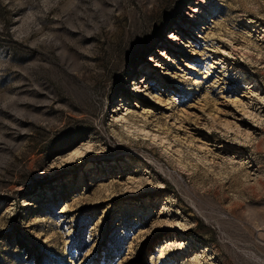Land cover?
<instances>
[{"label": "rangeland", "instance_id": "1", "mask_svg": "<svg viewBox=\"0 0 264 264\" xmlns=\"http://www.w3.org/2000/svg\"><path fill=\"white\" fill-rule=\"evenodd\" d=\"M0 264H264V0H0Z\"/></svg>", "mask_w": 264, "mask_h": 264}, {"label": "bare ground", "instance_id": "2", "mask_svg": "<svg viewBox=\"0 0 264 264\" xmlns=\"http://www.w3.org/2000/svg\"><path fill=\"white\" fill-rule=\"evenodd\" d=\"M169 37V39L171 38V37H173V35H170V36H168ZM151 60V59H150ZM135 87H134V91H135V89H136V91H140V87L139 86H137V85H134ZM154 137V136H153ZM88 147V146H87ZM86 148V147H85ZM88 150V149H87ZM82 153L83 152H81L78 148H76V149H74L73 151H71L70 153H69V155H68V157L66 158V160H68V161H70V160H73V159H75L76 157H78V156H80V155H82ZM83 154H85V153H83ZM75 157V158H74Z\"/></svg>", "mask_w": 264, "mask_h": 264}]
</instances>
